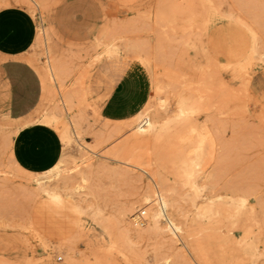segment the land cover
Wrapping results in <instances>:
<instances>
[{
    "label": "rangeland",
    "instance_id": "374dc122",
    "mask_svg": "<svg viewBox=\"0 0 264 264\" xmlns=\"http://www.w3.org/2000/svg\"><path fill=\"white\" fill-rule=\"evenodd\" d=\"M11 6L40 97L16 118L0 75V264H264V0ZM132 72L142 109L105 118L92 97Z\"/></svg>",
    "mask_w": 264,
    "mask_h": 264
},
{
    "label": "crops",
    "instance_id": "0c3cea01",
    "mask_svg": "<svg viewBox=\"0 0 264 264\" xmlns=\"http://www.w3.org/2000/svg\"><path fill=\"white\" fill-rule=\"evenodd\" d=\"M37 26L31 14L23 8L0 9V75L10 85L12 111L16 118L27 119L39 100V81L34 72L20 62L33 46ZM127 83L135 84L133 87ZM144 87L135 72L123 76L110 90L95 95L101 114L107 119H127L142 109L145 97ZM37 161L49 163L56 155V144L37 146ZM62 150V144H60ZM22 156V152H20ZM24 164L29 162L23 158Z\"/></svg>",
    "mask_w": 264,
    "mask_h": 264
},
{
    "label": "built area",
    "instance_id": "2783aa9c",
    "mask_svg": "<svg viewBox=\"0 0 264 264\" xmlns=\"http://www.w3.org/2000/svg\"><path fill=\"white\" fill-rule=\"evenodd\" d=\"M132 220H133V223L135 225H137V226H144L146 224V221H147V219H146V211L145 210H139V211H137L134 214ZM59 260H61V259H59Z\"/></svg>",
    "mask_w": 264,
    "mask_h": 264
},
{
    "label": "bare ground",
    "instance_id": "6f19581e",
    "mask_svg": "<svg viewBox=\"0 0 264 264\" xmlns=\"http://www.w3.org/2000/svg\"><path fill=\"white\" fill-rule=\"evenodd\" d=\"M203 1H206V0H203ZM209 1V0H208ZM240 17V16H239ZM242 18V17H241ZM255 19V18H254ZM208 21V20H207ZM242 21H244V19H242ZM244 23V22H243ZM246 25H248L247 23H246ZM251 25V24H250ZM251 27H253V26H251ZM248 28H249V26H248ZM253 29H255L254 27H253ZM253 29L251 30V32L253 33V35H254V48H255V50L257 51L258 50V39H257V34L253 31ZM80 147H82V146H80ZM82 149V148H81ZM60 159V158H59ZM58 162H59V160H58ZM58 162L54 165V167H52V169L50 170V172L51 171H53V170H55V169H57L58 168ZM38 181H39V179H38Z\"/></svg>",
    "mask_w": 264,
    "mask_h": 264
}]
</instances>
